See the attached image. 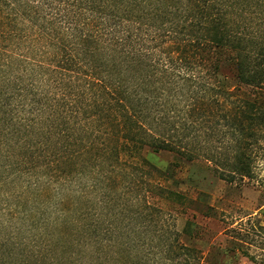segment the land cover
Listing matches in <instances>:
<instances>
[{
	"label": "trees",
	"instance_id": "16d2710c",
	"mask_svg": "<svg viewBox=\"0 0 264 264\" xmlns=\"http://www.w3.org/2000/svg\"><path fill=\"white\" fill-rule=\"evenodd\" d=\"M263 137L264 0H0V264H167L144 149L233 181Z\"/></svg>",
	"mask_w": 264,
	"mask_h": 264
},
{
	"label": "rangeland",
	"instance_id": "374dc122",
	"mask_svg": "<svg viewBox=\"0 0 264 264\" xmlns=\"http://www.w3.org/2000/svg\"><path fill=\"white\" fill-rule=\"evenodd\" d=\"M7 150L1 148L0 155ZM20 151L11 148L10 160L20 159ZM143 154L161 170L152 181L172 192L149 197L163 210L154 224L167 231L173 246L163 262L264 264V137L253 147V177L233 181L219 177L202 159L188 162L175 152L149 147Z\"/></svg>",
	"mask_w": 264,
	"mask_h": 264
}]
</instances>
